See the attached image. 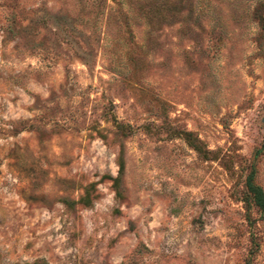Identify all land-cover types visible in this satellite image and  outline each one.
Returning <instances> with one entry per match:
<instances>
[{
  "label": "rangeland",
  "instance_id": "374dc122",
  "mask_svg": "<svg viewBox=\"0 0 264 264\" xmlns=\"http://www.w3.org/2000/svg\"><path fill=\"white\" fill-rule=\"evenodd\" d=\"M264 0H0V264H264Z\"/></svg>",
  "mask_w": 264,
  "mask_h": 264
},
{
  "label": "trees",
  "instance_id": "16d2710c",
  "mask_svg": "<svg viewBox=\"0 0 264 264\" xmlns=\"http://www.w3.org/2000/svg\"><path fill=\"white\" fill-rule=\"evenodd\" d=\"M244 188L246 192V200L264 215V192L252 183V173L245 178Z\"/></svg>",
  "mask_w": 264,
  "mask_h": 264
}]
</instances>
